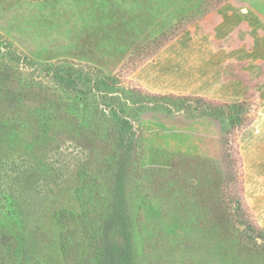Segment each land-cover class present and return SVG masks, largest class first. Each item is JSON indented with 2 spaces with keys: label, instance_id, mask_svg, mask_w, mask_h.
<instances>
[{
  "label": "rangeland",
  "instance_id": "rangeland-1",
  "mask_svg": "<svg viewBox=\"0 0 264 264\" xmlns=\"http://www.w3.org/2000/svg\"><path fill=\"white\" fill-rule=\"evenodd\" d=\"M241 1L264 13V0ZM218 3L200 0L193 11L132 51L113 74L105 73L116 78L115 89L137 88L132 74L138 65ZM8 4L0 0V41L19 57L9 65L12 80L60 97L68 104L66 114L87 131L84 120L93 115L78 111L77 101L59 91L50 69L62 61L90 64L33 57L6 33L13 14ZM154 41L162 44L154 48ZM137 91L126 95L143 98ZM203 99L175 109L160 108L158 101L125 105L136 145L120 160L96 146L60 148L61 140L78 135L67 120L38 128L28 119L0 113V264L108 263L116 254L101 233L119 210L128 224L130 264H264V108ZM237 104L250 112L240 116L249 120L241 128L230 118ZM220 109L226 115L209 114ZM83 209L96 221L86 232Z\"/></svg>",
  "mask_w": 264,
  "mask_h": 264
},
{
  "label": "crops",
  "instance_id": "crops-1",
  "mask_svg": "<svg viewBox=\"0 0 264 264\" xmlns=\"http://www.w3.org/2000/svg\"><path fill=\"white\" fill-rule=\"evenodd\" d=\"M6 33L33 57H56L113 74L137 47L200 0H5ZM142 89L264 108V13L227 0L187 24L132 74Z\"/></svg>",
  "mask_w": 264,
  "mask_h": 264
},
{
  "label": "trees",
  "instance_id": "trees-1",
  "mask_svg": "<svg viewBox=\"0 0 264 264\" xmlns=\"http://www.w3.org/2000/svg\"><path fill=\"white\" fill-rule=\"evenodd\" d=\"M217 1L220 4L225 0ZM155 43L154 48H158L162 41ZM18 61L19 57L14 50L6 42L0 41V113L15 115L18 120L22 119V121L28 119L38 128H44L55 120H67L74 123L75 128L77 127V137L68 136L65 140H61L60 148L88 151L91 147L96 146L118 154L120 160L122 154L129 152L132 148L134 149L136 145L132 124L124 109L125 105L130 107L143 106L150 105L151 102L157 104L155 102L158 101L160 108L165 105L175 109L180 108L185 103L197 105L206 101L201 97L152 95L144 90L142 92L141 89L137 91V85V88L120 87L115 89L114 81L116 78L107 76L96 67L69 61L58 62L56 66L50 69L52 82L60 92L68 96L67 99L77 101L78 111L85 109L93 115L91 121L84 120L86 126L88 125L90 128L85 131L84 128H81L78 118L69 117L66 114V110L69 109L68 104L66 102L65 104L61 103L60 97L38 91L33 86L19 85L12 80L9 65L16 64ZM136 91L139 92V97L143 95L145 98L135 99L134 96L126 95L127 93L133 95ZM148 96H151L152 100H147L146 97ZM81 103L83 108L80 106ZM234 108L235 114L230 117L234 119L231 121H236L233 124L241 128L249 120L248 118L242 119L240 116L243 114L249 116L250 112L247 111L245 104L234 105ZM220 110L219 112L211 110L209 114L218 117L224 116V111ZM78 129L82 131V136L79 135ZM118 165H120V161H116V166ZM117 184V189L121 193L123 186L121 173L118 175ZM120 197L119 200L122 204L124 200L122 195ZM81 218L84 232L96 222L88 209H83ZM111 219L113 221L112 226L108 230L103 228L101 240L112 246L116 255L111 254L108 263L104 264H130L131 239L126 217L122 210H119L112 214Z\"/></svg>",
  "mask_w": 264,
  "mask_h": 264
}]
</instances>
